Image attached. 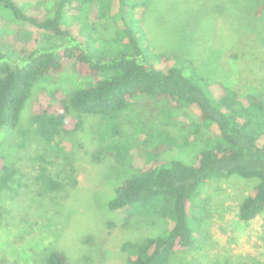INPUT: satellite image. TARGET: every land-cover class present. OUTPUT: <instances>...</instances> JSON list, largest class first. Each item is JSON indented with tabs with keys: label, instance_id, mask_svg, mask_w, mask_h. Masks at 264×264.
<instances>
[{
	"label": "trees",
	"instance_id": "obj_1",
	"mask_svg": "<svg viewBox=\"0 0 264 264\" xmlns=\"http://www.w3.org/2000/svg\"><path fill=\"white\" fill-rule=\"evenodd\" d=\"M42 1L38 16L28 14L14 0H0L13 20L37 26L62 41L38 46L16 64L0 53V141L12 132L18 148L39 145L33 160L38 163L36 179L44 191L62 188L48 170L52 157L67 159L66 165L74 172L63 138L84 130L85 117L95 116L98 120L92 132L98 148L130 170L114 185L107 209L124 226L135 218L164 221L156 234L121 244L126 264H168L175 253L189 250L201 232V189L214 179L253 180L252 190L239 202L238 215L245 222L264 215V69L257 65L259 60L245 63L243 54L241 59L239 53L231 52L230 63L227 58L221 63L230 71V83L211 81L198 69L202 60L153 51L142 28L152 0ZM258 2L255 13L264 15V0ZM77 18L84 26H92L88 19L93 18L115 24L114 36H95L103 39L107 49L93 53L89 41L73 39L64 26ZM240 60L253 72L250 85H245ZM70 68L81 81L89 79L88 85L38 88L21 122L33 85L43 79L59 80ZM142 97L152 104L161 102L150 108L153 124L137 112H126L133 100ZM174 112L188 119L180 135L168 128ZM123 121L130 125L128 130L123 129ZM194 140L203 146L191 163L170 156ZM17 171L0 155V192L10 186ZM45 264L70 263L62 252L52 250Z\"/></svg>",
	"mask_w": 264,
	"mask_h": 264
},
{
	"label": "rangeland",
	"instance_id": "obj_2",
	"mask_svg": "<svg viewBox=\"0 0 264 264\" xmlns=\"http://www.w3.org/2000/svg\"><path fill=\"white\" fill-rule=\"evenodd\" d=\"M14 1L28 14L38 16L44 7L42 0ZM258 3V0H152L142 28L153 51L202 60L197 66L203 75L228 84L230 71L221 63L225 58L230 63L231 52L239 53L241 59L243 54L245 63L249 59L254 63L259 60L257 65L264 69V15L255 13ZM93 19H88L92 26H84L81 18H77L64 27L74 40L89 41L93 53H101L107 44L95 36H114L116 26L110 19ZM50 36L37 26L13 20L11 13L0 6V53L10 64L22 62L38 46L51 47L62 42ZM243 67L245 85H250L253 72ZM62 75L59 80L43 79L33 85L21 122H25L36 100L38 88L66 90L70 85L87 86L90 81H81L72 68ZM160 103L137 98L126 112H137L153 124L155 116H151L150 108ZM186 118L174 112L169 130L175 135L182 134L188 123ZM97 120L95 116L85 117L84 130L63 138L74 172L66 165L67 159L52 157L48 170L62 188L51 192L44 191L36 179L38 163L33 158L39 145L18 148L12 132L1 139L0 155L18 171L10 186L0 192V264H45L52 250L62 252L70 264H126V254L120 248L125 240L141 239L162 229L164 221L159 218H135L124 226L121 218L107 209L114 185L130 170L111 153L98 148L92 132ZM123 122V129L128 130L130 125ZM202 146V141L194 140L170 156L191 163ZM253 185V180L238 176L206 184L198 199L202 208L201 232L189 250L175 253L168 264H264V215L248 222L238 215L239 202Z\"/></svg>",
	"mask_w": 264,
	"mask_h": 264
}]
</instances>
